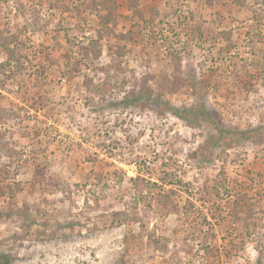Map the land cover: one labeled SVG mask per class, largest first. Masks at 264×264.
Returning <instances> with one entry per match:
<instances>
[{
	"label": "rangeland",
	"instance_id": "374dc122",
	"mask_svg": "<svg viewBox=\"0 0 264 264\" xmlns=\"http://www.w3.org/2000/svg\"><path fill=\"white\" fill-rule=\"evenodd\" d=\"M257 3L0 0V252L11 264H264ZM75 53L86 67L72 76ZM139 93L152 99L122 104ZM159 99L205 105L228 133L217 140Z\"/></svg>",
	"mask_w": 264,
	"mask_h": 264
},
{
	"label": "trees",
	"instance_id": "16d2710c",
	"mask_svg": "<svg viewBox=\"0 0 264 264\" xmlns=\"http://www.w3.org/2000/svg\"><path fill=\"white\" fill-rule=\"evenodd\" d=\"M256 1V5H258L257 2L260 1V3L264 4V0H255ZM258 9H255L253 11V20H254V26L257 29V34H258V39L259 36L261 37L260 39L263 40V37L261 36V32L264 30V19L261 15V12H263L261 10L260 14L257 13ZM264 14V12H263ZM79 53V52H78ZM77 55V58H72V64H69L71 62V58L68 59L67 63L65 65H68V72L73 75L77 74L79 72V67L80 66H85L86 64H83V59L82 57L79 56V54H74ZM70 67V68H69ZM152 99L150 96H145V94L139 93L137 96L136 95H132L130 97H124L122 100V104L124 105H134V104H138L141 103L143 101H148ZM154 104H157L156 106L160 107L161 111L164 112H168L171 113L172 115H174L175 117L185 121L187 124L192 125L194 123H197L199 118H202L206 121H208L212 127L215 130L216 136H217V140L222 139V137L228 133L227 130H225L223 128V126L221 125V123L218 121V119L215 117L216 115L214 113H210L205 105H200L199 106V110L195 111L194 109H187V108H177L175 106H172L171 104H169L168 102H162L160 99L157 100L155 102L154 100ZM18 215H21L20 212H16ZM122 217L124 220H129V219H133V215L131 216L128 213H124L122 214ZM25 219L28 220L29 216H25ZM10 255L5 254V253H1L0 252V264H11L10 262Z\"/></svg>",
	"mask_w": 264,
	"mask_h": 264
}]
</instances>
